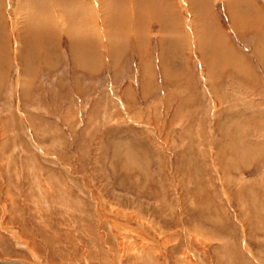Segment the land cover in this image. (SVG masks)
I'll return each instance as SVG.
<instances>
[{
	"label": "rangeland",
	"instance_id": "1",
	"mask_svg": "<svg viewBox=\"0 0 264 264\" xmlns=\"http://www.w3.org/2000/svg\"><path fill=\"white\" fill-rule=\"evenodd\" d=\"M32 1L0 0V264H264V0Z\"/></svg>",
	"mask_w": 264,
	"mask_h": 264
},
{
	"label": "bare ground",
	"instance_id": "2",
	"mask_svg": "<svg viewBox=\"0 0 264 264\" xmlns=\"http://www.w3.org/2000/svg\"><path fill=\"white\" fill-rule=\"evenodd\" d=\"M26 1H27V0H26ZM29 1H30V0H29ZM48 1H51V0H33L32 2H33V4H34L35 6H37V4L40 5V6H42V9H43V11H44V15H45V12H46V11L44 10L43 5H44L46 2H48ZM61 1H62V0H54L55 4H58V5H60V2H61ZM63 1H65V0H63ZM66 1L70 2L71 0H66ZM78 1H80V0H78ZM78 1H77V2H78ZM103 1H105V0H103ZM71 2H72V4H73V1H71ZM80 2H81V1H80ZM109 2H110V1H109ZM237 2H238V1H237ZM19 3H20V2H19ZM26 3H27V2H26ZM39 3H40V4H39ZM65 3H66V2H65ZM101 3H102V2H101ZM30 4H31V3H30ZM30 4H29V5H30ZM70 4H71V3H70ZM70 4H68V5H70ZM72 4H71V5H72ZM77 4H78V3H77ZM80 4H82V2H81ZM85 4H86V3H85ZM102 4H103V3H102ZM68 5H65V6H68ZM92 5H93V4H92ZM112 5H113V4H112ZM112 5H111V7H112ZM24 6H25V5H24ZM32 6H33V5H32ZM81 6H82V5H81ZM61 7L64 8L62 5H61ZM70 7H71V6H70ZM70 7H69V8H70ZM72 7H73V5H72ZM83 8H84V7H83ZM19 9H20V8H19ZM19 9H18V10H19ZM24 9H25V8H24ZM24 9H23V10H24ZM109 9H110V8H109ZM153 9H154V8H153ZM21 10H22V9H21ZM71 10H72V9H71ZM100 10H101V9H100ZM59 11H60V14H61V12L63 13V15L61 14V17L63 16V20H65V21L67 20V21L70 22V20L68 19V15H69V14H68V13L66 14V12H65L64 9H61V10L59 9ZM114 11H115V10H114ZM117 11H118V10H117ZM21 12H22V11H21ZM25 12H27V10H25ZM29 12H30V11H29ZM73 12H74V11H73ZM73 12H71V13L73 14ZM75 13H76V12H75ZM0 14H1V13H0ZM48 14H49L50 17L47 18V20H46V19H45V20L43 19V20H44L45 22H47V21L49 22V21H50L49 24H50L52 21L55 22V20H52V18H51V11H50V10H49ZM72 14H71V15H72ZM42 15H43V13H42ZM42 15H41V16H42ZM44 15H43V16H44ZM73 15H74V14H73ZM0 16H1V15H0ZM36 16H37V15H36ZM204 16H205V15H204ZM26 17H27V16H26ZM26 17H25V18H26ZM55 17H56V16H54V19H55ZM20 18H21V17H20ZM36 18H37V17H35L34 14H29V15H28V19H32V21L35 20ZM38 18H40V17H38ZM136 18H137V17H136ZM0 19H1V18H0ZM16 19H17V18H16ZM22 19H23V17H22ZM106 19H107V18H106ZM138 19H139V18H138ZM138 19H137V20H138ZM23 20H24V19H23ZM249 20H250V19H249ZM0 21H1V20H0ZM26 21H28V20H26ZM26 21L24 20V22H26ZM73 21H74V20H73ZM20 23H21V22H20ZM31 23H32V22H31ZM34 23H35V21H34ZM36 23H37V22H36ZM41 23H43V22L41 21L40 24H39V23H38V24L41 25ZM74 23H75V22H74ZM27 24H28V23H27ZM64 24H66V26H67L69 23H68V24H67V23H64ZM20 25H21V24H20ZM29 25H30V24H29ZM32 25H33V23H32ZM32 25H31V26H32ZM35 25H37V24H35ZM43 25H44V23H43ZM52 25H54V24H52ZM111 25H112V24H111ZM31 26H30V27H31ZM37 26H38V25H37ZM54 26H55V25H54ZM64 26H65V25H64ZM69 26H70V25H69ZM69 26H68V27H69ZM32 27H33V26H32ZM32 27H31V28H32ZM89 27H90V26H89ZM21 28H22V27H21ZM28 28H29V27H28ZM33 28L36 29L35 27H33ZM19 29H20V28H19ZM19 29H18V30H19ZM81 29H82V28H81ZM1 30H3V29H1ZM1 30H0V32H1ZM22 30H23V29H22ZM68 30H69V29H68ZM93 31H94V30H93ZM46 32H47V31H46ZM49 32H50V31H49ZM0 34H1V33H0ZM42 34H43V33H42ZM51 34H52V33H51ZM260 34H261V33H260ZM48 35H49V34H48ZM66 35H69V34L66 33ZM77 35H78V34H77ZM89 35H90V34H89ZM261 35H262V34H261ZM84 36H85V35H84ZM36 37H37V36H36ZM50 37H51V36H50ZM261 37H262V36H261ZM24 38H25V37H24ZM32 39H33V38H32ZM69 39H71V38H69ZM71 40H72V39H71ZM71 40H69V41H71ZM23 41H24V40H23ZM28 41H29V40H28ZM75 41H76V40H75ZM78 41H79V40H78ZM46 42H47V41H46ZM69 43H70V42H69ZM90 44H91V43H90ZM32 46H33V45H32ZM219 46H220V45H219ZM33 47H34V46H33ZM89 48H90V47H89ZM20 49H21V48H20ZM45 50H46V48H45ZM22 51H23V50H22ZM92 52H93V51H92ZM25 54H26V53H25ZM89 54H90V53H89ZM73 57H75V56H73ZM80 57H81V56H80ZM25 58H26V57H25ZM21 59L23 60V58H21ZM0 60H1V59H0ZM24 60H25V59H24ZM25 62H26V61H25ZM26 64H27V63H26ZM88 64H89V63H88ZM27 65H28V64H27ZM28 66H29V65H28ZM25 69H26V67H25Z\"/></svg>",
	"mask_w": 264,
	"mask_h": 264
}]
</instances>
